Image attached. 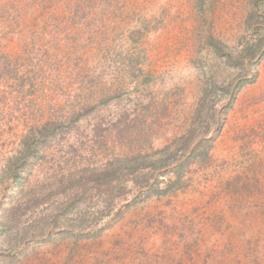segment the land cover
Segmentation results:
<instances>
[{
    "label": "rangeland",
    "instance_id": "1",
    "mask_svg": "<svg viewBox=\"0 0 264 264\" xmlns=\"http://www.w3.org/2000/svg\"><path fill=\"white\" fill-rule=\"evenodd\" d=\"M0 264H264V0H0Z\"/></svg>",
    "mask_w": 264,
    "mask_h": 264
},
{
    "label": "trees",
    "instance_id": "2",
    "mask_svg": "<svg viewBox=\"0 0 264 264\" xmlns=\"http://www.w3.org/2000/svg\"><path fill=\"white\" fill-rule=\"evenodd\" d=\"M28 138L29 139L27 141L28 143L26 144V148H27V153H30V155H31L32 152H34V148L36 147V144H35L34 137L31 138V136H30ZM168 148H169V145H168V147H165L161 150H158L157 154L159 157H157V158H153L152 156H154V155H151L150 153L149 154L146 153L143 155L137 154V155H134L131 157H123L120 159H116V165L113 168H112L111 164L107 165L108 166V168L106 169L107 175L103 176V179H105V181H107L108 179L113 180L114 177L119 178L122 175L121 170L125 167L127 168L128 171L129 170L134 171L137 168H144V167H149V166L158 167L160 165L158 163H160V162H162V160L166 159V158H163L164 157L163 152H166V150H168ZM184 149H187V146L182 145L181 150L183 151ZM204 153H205L204 150H200V156L203 155ZM19 159H20V157L15 158V160L12 162L13 165L16 164L17 161H19ZM23 163H24V161H22V163L20 165H22ZM16 168H17V166H15V169ZM180 170H181V167L178 166L177 171H176V177L170 183L167 184L165 189L156 188L155 189L156 193L157 194H165L171 187L180 186L182 183L180 181ZM15 175H16L15 177L17 179L20 178L19 172L15 173Z\"/></svg>",
    "mask_w": 264,
    "mask_h": 264
}]
</instances>
